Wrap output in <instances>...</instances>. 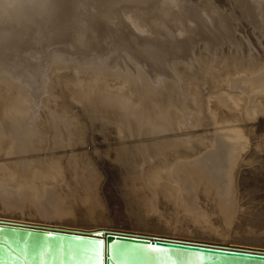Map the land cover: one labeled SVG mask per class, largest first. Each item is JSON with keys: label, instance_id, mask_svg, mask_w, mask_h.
<instances>
[{"label": "bare ground", "instance_id": "6f19581e", "mask_svg": "<svg viewBox=\"0 0 264 264\" xmlns=\"http://www.w3.org/2000/svg\"><path fill=\"white\" fill-rule=\"evenodd\" d=\"M46 1L47 0H24L17 2L16 5H14L13 7H9L5 4L4 1L0 0V55L3 56V54L6 53L9 54L10 57H12L15 60L14 61L15 65L20 68H24V73H25L23 74L24 77L22 76L20 79L13 72L14 75L17 77L16 79L17 81H16L14 80L13 77L14 75H12L13 73L10 75L8 73L9 71L5 72L6 70L5 68H3L4 70H2L1 72L2 73L1 78L8 79L9 81L12 82L11 84L13 85L8 84L6 81L5 82L0 81V220L11 221L15 223L20 222V223L39 224V225L62 227L69 229H78L84 231L87 230L97 231L98 229L96 227L83 229V228L68 226L64 224H58L60 219L62 218L65 219L71 217L72 215L73 216L75 215L71 198H68L67 195L69 193L65 192V194L63 193L64 195L61 193L63 197L67 195L66 197L68 198L67 199L64 197L65 199L62 200L61 194H60L61 197H58L59 193L56 190V184L61 181L63 175L70 176V174L68 173L69 165L66 162H63L62 165L61 157L63 156L67 157V155H70V150H71L70 148L72 147V146L70 147V144L78 145L79 142L77 140L72 141L73 136H71L70 133H72L73 128L71 129L70 132L65 133L67 127H69L70 130L71 128L70 126L71 125L75 126V125L74 124L69 125L68 123L70 121L68 122L66 120L68 123L64 121L66 127V130H64L65 127L64 126L62 127L61 124H59V122L57 121V118L54 117L58 109L57 107L60 104H58L57 106L51 105L52 104L51 102L54 101L53 104H55L57 103V101H59V100L55 101L58 94H54L56 95V97L53 96L52 94L56 90L52 92L54 89L50 88L51 85L49 87V83L52 75H49V72H47V70L49 69L51 63L54 62V59L56 58L58 62V57L59 56L61 57L62 54H64L62 55V57L64 56L63 59L66 58L65 56L68 54L67 57L68 59L70 57L73 58V56L75 57V55H77L78 52L79 54L81 53V55L79 56L83 55V57L87 56V58L88 56L91 58L99 57L97 61H99L100 57H102L104 60L107 61L109 55H111L110 56L111 59L113 54L119 51L120 54L118 52V55H120L122 59L124 57L123 61H125V63L128 64L129 62H126L125 59L127 57V56L125 57V55L127 53L130 54V52L128 51L135 50L134 53L136 52L139 54V52L137 51L142 50L143 53L145 52L147 54L148 56L147 59H151L150 62L153 61L155 65L157 66L160 65L159 68L163 67L162 69L165 70V68H167L168 65V64L166 65V63L170 62L172 54L175 57V53H177L176 55L178 57L182 58L183 56H186L184 58L188 59L190 58V54L192 53L191 50L193 48L192 47L193 42H196V40L198 39L200 41V39L203 38L205 40L206 37L210 39L216 38L215 35L216 32H218L216 30H219V28L222 27L225 28L226 26H228L229 29V25L226 24L228 18H227V14L225 15V11L221 10V7L218 6L216 0H157V1L154 0H58L60 1V4L59 5L57 4V6H59L58 8L57 6L55 7L57 10H54L53 9L54 7L53 8L51 7L53 4L50 5L51 7L50 10L53 9L54 11L52 10L51 12L54 13L51 14V12L48 11L49 8L48 9L46 8L51 15L49 13L47 14L46 11V13H41V14L39 13L37 17L38 14L37 13L36 14L37 19L35 20L34 24H32L33 23L32 21L29 22L28 16L31 13L30 14L28 13L31 10V8L33 9L36 8L38 6L37 4L46 6L45 4ZM248 1H246L247 4ZM240 2L241 0L236 3H240ZM244 2L243 4H246ZM238 5L237 7H239ZM248 6L247 7L245 6V8L249 9L250 6L249 8ZM254 6L251 7V9L255 8ZM40 8L41 7L38 6L39 9L38 12L40 11ZM42 8L41 11L44 10V8L43 9ZM247 9L243 11L244 14L246 15L248 12ZM238 10L240 9L238 8ZM242 10L244 9H241V11ZM250 11L251 10H249L248 14H250ZM246 15H243V18ZM253 18L251 17L250 19L252 20ZM261 18L262 17H259L258 21H260ZM239 20L240 19H238V21ZM251 20L247 21L248 23H250V26H251ZM254 20L257 22L256 19H253L252 22ZM33 21H34V17H33ZM10 22H13L14 24H9ZM229 22L230 21L228 19V24L232 25L231 22L230 23ZM260 22H261L260 24L258 23L259 26L256 24L253 25L254 22L252 23V25L254 27L255 26L260 27L261 30L259 28V32L263 36L264 28L262 29L260 25H262L264 22H262V20ZM11 25H15L18 28L16 29V31L19 41H17V44L15 43L17 47L14 48L13 51L10 50L11 51L10 53L9 49H11V45L9 44V41L7 39L9 33L7 34L6 30ZM224 28H222V30L227 31L226 30L227 27L226 29ZM230 28L232 29L233 27ZM231 31L228 30V32L230 33ZM227 33L226 36L227 35L230 36V34ZM222 34H219V37ZM222 36L221 37L224 38V35ZM197 37L199 38L197 39ZM213 39L211 40L213 41ZM216 39H215V43H216ZM206 40L204 42H207ZM217 40H218L217 42H219L220 44L221 42L219 41L220 39ZM208 41L210 42V40ZM120 50L123 51V53H121ZM69 52L71 53L70 57H69ZM143 53L140 54L143 55ZM121 54L123 55L121 56ZM130 56L128 60L133 64V66L137 68V70L139 71H145L142 72L144 73L145 80H147L144 82L148 83L150 87L151 86L157 87L158 84L164 85L165 82L168 83L167 78H169L168 77L169 74L167 73V71H170V68L169 70L166 69V71H163V73L162 72L158 73L154 71L152 72L151 70H149L150 68L149 65H152V63L147 64L148 67L145 65V63H143L144 59H146L145 57H143V61H142V59L139 58L138 55L133 57ZM8 58L6 57L7 60ZM113 59H115L114 56ZM166 59H169V61H167ZM1 60L3 59L1 58ZM88 61L89 60L85 61L84 63ZM99 62L97 64H99ZM4 63L7 66L5 61ZM10 64L11 63H9L8 65ZM95 64H96V60H95ZM104 64L107 65V63ZM118 65L120 66V64ZM119 66L118 68H121ZM124 71L122 70V72ZM134 72L136 73L138 71H134ZM165 73H167L168 75ZM171 73H173L175 78L180 77L178 75L179 74L178 72L174 71ZM163 74L167 75L166 76L167 78ZM223 75L225 76V74ZM229 75L230 76L228 75L225 76L224 79H222L220 76H217V78L220 77L218 78V82L219 81L226 82L224 83V85L230 88L229 92L228 89L225 90V92L221 91L222 93H220V91L218 90L219 93L218 92L216 94L214 93L215 95L210 96V98L208 97V95L210 94H207V97L209 98V99L207 98L208 99L207 104L203 103L202 100L203 96H201L202 95L201 93L203 91L202 92L199 91L197 87L193 85L192 86L186 85V87L184 86V93H185L183 95L184 98L183 97L180 98L178 96L179 97L178 99L173 100L169 97L170 101H166L163 98L164 96L163 97L159 96L158 98L155 99V101L151 102L150 104H148L149 102L146 103L141 99L143 95L142 96L138 95L134 92V90H131L132 87H130L131 88L130 89L128 88V86L124 85L122 87H118L117 90L108 87L107 82H105V80L101 78L102 76L98 78L93 77L94 80L92 79L90 81L92 77L91 76L89 77L90 78L89 82L84 81L86 83L79 85V87H73L72 85L74 84H72L70 87L73 92L77 93V96H79V98L82 99V102H84L87 107L93 110L100 111L109 117H115V120L119 123V125L124 126L121 132L124 135H127L128 138L130 139V142L132 143L129 151L130 153L136 154L138 153V151H147L150 152L152 155L153 154L158 155L160 157V160L161 158L165 157L168 154L172 156L170 157L172 160V162L170 163L171 166L165 169L163 173L160 174V180L158 183H156L157 185L155 184L154 186H155V190L157 189L158 191L162 190L161 192L164 193V194L162 193L163 194L162 197L163 196L165 197L172 196V198L175 197V200L174 198L173 200L177 202L176 203L177 208L175 207L176 213H177V209L180 208L177 206L178 201H179V205L182 204V210L185 209L183 208L184 206L185 207L187 206L186 210L183 211V213L181 214V217L183 216L181 219L183 220V222L180 220L181 222L179 221L178 223V225L182 223L180 226V228L182 229H185L189 225V224L188 225L183 224L184 221L186 223H191V224L195 221L198 223L201 221V223L204 226L205 224L207 226L206 222L208 220L205 219V214L203 213V211L196 209V204L198 202L196 201L197 197L201 196V192L204 193V191H206L205 187L209 188L210 190L207 189L208 192L206 191V193L204 194L208 193L209 195V193H212L209 196L210 199H212L211 197L213 194L215 195L216 193L215 196H217L218 193L219 197H217L218 198L217 202L221 204L222 207L221 211L223 212L224 210L226 212V213L224 212L223 215H227L228 213H232V212L233 213L231 215V218L234 216L233 215L234 212L236 215L237 203L234 197L235 195L234 180L236 179L235 170L237 169V166L245 158L249 157L252 154L251 148L253 147V145L259 144V141H257V139H254L256 135L253 134L254 137L252 138L253 135L251 136V134L253 131L252 125L254 124V122H256L257 118H260L259 126L261 125L264 126V69L262 70L261 68H258V70L254 69L250 72L243 71V72H238V74L236 75H233L232 73ZM44 77L46 78V80L44 79ZM174 77L173 80H175ZM140 78H142V76ZM51 80L54 82V84L58 83V81H54L53 78ZM179 80H178L179 82L178 87H181L182 89L183 86H181ZM62 81L60 80V82ZM171 82L173 84L174 81ZM64 83L65 81L62 82V84L65 87H67L66 85L68 83L65 84ZM54 84H52L53 88H55ZM214 84L215 81L213 85ZM165 85L164 88L166 87ZM64 86L61 87L60 90L62 88L64 89ZM219 86L217 87L219 88ZM14 87L17 90V93L18 91L20 92L19 94L16 93ZM209 87L211 88V86ZM217 87L216 90L218 89ZM29 88L31 89V91ZM33 89L36 90L35 94H37V92L38 94H40L41 91L43 93H46V91L49 89L48 91L51 92L52 94V97H50L51 96L50 95L49 98L53 99V97H55V99L49 100L50 102L48 101V99L46 100L45 97L43 99L41 98L39 99L42 100L41 103H43V109H44V105L46 104L45 105L46 108L42 112H38L40 106L38 105L39 106L38 107L37 103L40 104V101L38 99H37L38 101H36V98L32 93ZM212 89H214L213 86ZM233 89L235 91L239 90L243 93V97L245 98V101L243 97H240L241 98L240 101H242L241 103H243L244 105L241 104L238 99L241 93L238 91L240 94L237 93L238 94L237 95L235 94L236 92L235 93L233 92L234 91ZM60 90H58V92L55 93H59ZM63 92L60 91V93ZM147 94L148 92L146 93V95ZM62 95L64 96V94ZM73 96L74 95H72V97ZM66 100H69V98ZM62 101L64 102V100ZM58 103H60V101ZM68 103L70 105L69 101ZM183 103H185V105H183ZM61 104L62 106H64L63 103ZM66 107L67 106H65L64 108L66 109ZM65 109H63L64 112L66 111ZM70 115L68 113L67 116ZM56 117H58V115ZM71 117L70 119H73ZM203 117H208L214 123L213 126H211L213 128L212 134L210 135L211 137L208 136L210 139V147L208 146V148H206L207 143L203 139L204 133L201 134L199 132L200 134L197 133V135H195L196 131L193 132L195 129H198L200 127L198 126L199 125L198 122L199 121L202 122ZM241 120H244L246 122L248 126L247 130L249 129L251 130L250 133L248 131H245V129L242 130L241 128L242 126L239 125ZM241 125H243V122ZM202 126L203 123L201 127ZM63 131L65 134L63 133ZM249 137H251V139ZM205 138H206V134H205ZM63 141L64 143H66L65 144L66 149L65 147L63 148L64 145L61 144L62 148L65 150L64 153L63 151L59 152L58 148H55L57 146H60V143H62ZM202 141L204 142L202 143ZM75 145L73 146L72 154L80 153L79 152L80 148L77 151L75 149L77 145L76 146ZM126 147L127 145H119L118 148L120 150L119 149L118 150L125 151ZM45 154L46 156L48 155L50 156L46 157ZM42 155L47 159L45 158H44L45 160L41 159ZM68 162L70 163V160H68ZM43 168L44 170L45 169L52 170V173L49 174L52 175V180L50 178L48 179V183H47V179H46V183L44 181L40 183L38 182L36 183L35 180L39 177L41 178L46 176L49 177V175L46 174L47 172L45 173L43 171ZM166 183L167 184L171 183V185L170 184L167 185ZM159 184L160 186L163 185L162 188L164 189H166L164 185L165 184L167 185L168 188L165 190V192L167 191L166 193L162 188H160V186H158ZM199 186L202 187L204 186L203 188L204 190L202 189L203 191L201 190L200 192ZM216 190L217 192H215ZM161 192H159V194ZM170 192L171 194L173 192L174 195H170ZM198 194L200 196H198ZM204 194H202L201 196L202 199L205 197V196L203 197ZM214 195L213 198L215 197ZM209 197L207 199V202L209 200ZM44 198L48 199L46 203L48 202L47 204L49 206L46 205V203L44 202ZM172 198L168 197L167 199L164 200L171 199L169 200V202L171 201L172 202L171 205H175L173 204L175 202L172 201ZM161 201H163V199ZM209 202L214 204V202H211V200H209ZM220 204L219 205L214 204V206L218 207L220 206ZM22 205L28 207H25V210H23ZM217 207L216 209L219 210L221 209ZM29 208L34 209L38 214H40L46 223L18 220V218L20 219L19 212L21 211V209L23 211H26L27 209L29 210ZM66 208H68V210ZM63 209L64 212L65 210H67L66 214L64 212L62 213ZM219 210L216 211L218 212ZM221 211H220V215L222 214ZM15 214L18 217L14 218ZM38 214L36 215L35 213V215L39 217L40 215ZM32 215L33 214H31V217H33ZM62 215L63 217H61ZM178 216H177L178 218H181L179 214ZM234 218L235 217H233V219ZM43 220L41 221L44 222ZM230 220L227 222V224L231 222ZM198 223H195V226ZM201 225L199 223L197 227H200ZM106 227L116 228V227H108V226H102L100 228H106ZM202 228L207 232L210 233L214 232L213 224ZM210 228L213 230H211ZM136 232L141 234L142 233L149 234L142 231H136ZM151 235H155V234H151ZM183 240H188V239H183ZM226 246H230V245H226ZM247 249H255V248H247ZM257 250H264V249H257Z\"/></svg>", "mask_w": 264, "mask_h": 264}, {"label": "rangeland", "instance_id": "374dc122", "mask_svg": "<svg viewBox=\"0 0 264 264\" xmlns=\"http://www.w3.org/2000/svg\"><path fill=\"white\" fill-rule=\"evenodd\" d=\"M2 1H4L7 6L13 7L14 5H16L17 2L24 1V0H2ZM154 1H157V0H154ZM231 1H233V2H231ZM239 1L240 0H238V1L237 0L236 1L235 0H216L218 6L221 7V10L225 11V15L227 14V18L229 19V21L232 24V25L228 24V19H227L226 24L229 25V29H228V26L225 25L227 27V29H226V27L225 28L222 27V28L226 29L227 31L222 30V28H219V30H216L218 32L215 31L216 35H218V36L215 35V37L216 38L218 37L217 39H220L219 40V41H221L220 44H219V42H217L218 40L216 38H214V39L211 38V39H213V41H212L210 38L206 37V39L210 40V42L206 39L205 40L207 42H204L205 41L204 38L200 39V41H202V42H200L198 39L199 37H197L198 40H196V42H193V44H192L193 45L192 47L194 48V49L192 48L193 51L191 50L192 53L190 54V52H189L190 58H188V56H187L188 59L184 58L186 56H183V57L181 56L182 58H180L176 55L177 53H175V57H174L172 54V57L170 56L171 59L170 58L169 59H170V62L173 64H171L170 62H167L166 65L167 64L168 65H167V68H165V70L162 69L163 67L159 68L160 65L159 66L155 65V63L153 61L150 62L151 59H147L148 58L147 54L145 52H144L145 53L144 54L142 52V50H140V51L136 50V51L139 52V54L143 53L144 56L142 54H140V56H139V54L136 52H135L136 53L135 54L134 53L135 50L134 51L133 50L128 51V52H130V54L127 53L125 55V57L127 56L125 59H126V62H129L128 64H126L125 61H123L124 57L122 59L120 57V55H118L119 51H117L115 53L113 52L116 55L111 53V54H113L115 59H113V56L110 59L111 55H109V56L107 55L108 56V58H107L108 62L106 60H104L102 57H100V60H99L100 62H99V61H97V59H99V57L95 58V57H93V55H92V57L95 59H93L89 56H88L89 59L87 58V56L86 57L85 56L83 57V55L79 56V55H81V53L79 54V52L77 55H75L76 58L74 56H73V58L70 57V55H71L70 52H69L70 58H68V59H67L68 54L65 56L66 58H64V59H63L64 56L62 57V55H64V54H62L61 57L59 56L60 58L58 57V62H60L61 65H60V63L57 62V58L54 59V62L51 63L47 72H49V75H52L51 79L53 78V80L58 81V83L55 82L56 84H54V82L50 79L49 87L51 85L50 88L54 89L52 92H54L55 90H56L55 92H58V90H60V88L64 86L62 84V82L65 81V83H68L66 85L67 87L64 86L65 90L63 88L60 90L61 92L64 91L63 93H60V91H59V93L61 95L59 93H55V92L52 93L53 96H55V97H56V95H54V94H58L57 95L58 99L57 98L55 99V97H53V99H55V101H57V100L60 101V103H58L59 101H57V103H55V104H53L54 101L51 102L52 103L51 105L57 106L58 104H60L57 107L58 109H57L56 115H54V117L57 118V121L59 122V124H61L62 127L63 126L65 127L64 121H66V120L68 122L70 121L69 123L66 121L69 125H71V124L75 125V126L71 125L70 130H69V127H67L68 131L66 130V127H65V129L64 128L63 129L67 131V132L65 131V133H68L73 128L72 133H70V135L73 136L72 141L77 140L79 142L78 145H80V146H78L76 144L77 147H75V149L77 151L79 150V148H80V150L82 149L81 151L79 150L80 153L72 154L73 153L72 152L73 146L75 144H72V145L70 144V147L72 146L70 148L71 149L70 155H67V157H64V156L61 157L62 165H63V162H66L69 165L68 166V170H69L68 173L70 174V176L63 175L61 178V181L56 184V190L59 193L58 197L62 196L61 197L62 200L67 198L66 197L67 195H68V198H71V202H72V205L74 208V212H75L74 214L75 215L74 216L72 215L71 217H68L65 219L64 218L60 219L59 223L57 222L58 224H64V225L83 228V229L94 228V227L100 228L102 226H108V227H116L115 229H121V230H126V231H131V230L133 232L142 231L145 233L155 234V235H159V236H167V237H174V238H180V239L203 241V242L222 244V245H230V246H240V247H245V248L264 249V126L263 125L259 126L260 118H257L256 122H254V124L252 125L253 131L251 134V136L253 134L256 135L255 137L253 135L252 138L254 137V139H257V141H259V144L253 145V147L251 148L252 154L249 157L245 158L237 166V169H236L237 171L235 170V178H236L235 180L236 181L234 180V194H235L234 197H235L236 203H237L236 215H235V212L233 214L234 215L233 217H235V218L234 219H233V217L231 218V215L233 212L228 213L230 215V217L228 214L223 215V213L225 211L224 210H223V212L221 211L222 210L221 204L219 202H217V200H218L217 197H219L218 193H217V196H215L216 193H215V195L213 194L215 197L213 198V195H212V197H211L212 199H210L209 196L212 193H209V195H208V193L204 194V193H206V191L208 192V190H210V189L205 187L206 191H204V193H203V192H201V190L204 188V186L203 187L199 186L200 187L199 191L201 192V196H202V194H204L203 197L205 196L204 198L206 199V201L204 198L202 199V197L199 195L200 194L199 193L198 196H200L201 198L197 197L196 201H198V202L196 204V209L203 211V213L205 214V219L208 220L206 222L207 226L213 224L214 232H212V233H214V234H212L210 232L205 231L202 228V227H207V226H206V224L204 226L201 223V221L199 223H200V225L201 224L203 225V226L201 225L202 227L201 226L197 227L199 225V223L196 221L192 223L194 225H192L191 223H186L184 221L183 224H187V225L189 224V225L185 229L180 228L182 223H180L179 225H178V223L182 219L183 216L181 217V214L183 213V211L186 210L187 206L186 207L184 206L183 208H185V209L182 210V204L179 205V201H178L177 206L181 208V209L180 208L177 209V213L179 210L178 214L181 217V218H178L179 216L176 213V208H177L176 203L177 202L174 201L175 197H173L174 200H173L172 196H166V197L163 196L164 197L163 198L162 195L164 193L161 192L162 190L161 191H158V189L155 190L154 185L159 182L160 174L163 173V171L165 169H167L171 166L170 163L172 162V160L170 157H172V156L168 154L165 157L161 158V160H160V157L158 155H156V154L152 155L150 152H147V151H138V153H136V154L130 153L129 151H130V147H131L132 143L130 142V139L128 138V136L124 135L121 132V130L124 128V126L119 125V123L115 120V117H109L100 111L93 110V109H90L89 107H87L85 105V103L82 102V99H80L79 96H77V93L73 92L72 89L70 88L72 84H74V85H72L73 87H79V85L84 84L86 82H89V79H90L89 77H91V76L92 77H91L90 81L92 79L94 80L93 77L98 78V77L102 76L101 78H103L105 80V82H107L108 87H110L112 89H116V90L118 87H122L124 85L128 86V88L132 87V89L130 88L131 90H134V92L138 95H141V96L143 95V97L141 99L143 101H145L146 103L149 102L148 104H150L151 102L155 101V99L158 98L159 96H161V97L164 96L163 98L166 101H170V98L173 100H176L179 97L184 98V96H183L185 94L184 93V86L186 87V85L187 86L193 85V86L197 87V89L199 91H201V92L203 91L202 93L200 92L202 94L201 96H203L202 100H203V103L207 104L210 96L215 95L217 92L219 93V91H220V93H222L223 91L225 92V90H227V89L229 92L230 88L228 86L224 85V83H226V82L225 81L224 82H220V81L218 82V78L221 77L222 79H224L225 76H227V75L230 76L229 74H231V73L233 75H236V74H238V72H243V71L250 72L254 69L258 70V68H261L262 70L264 69V33L262 36L261 33L259 32L260 27H257V26L254 27L253 26L255 24L259 26V24L261 23L260 22L261 20H262V22H264V0H261V1L260 0H251L252 6L250 3V0L249 1L246 0V1H248V4L246 3L245 0H241L240 3H236ZM243 2L246 4H243ZM32 3H34V2H32ZM249 3H250V5H249ZM45 4H46V6L44 5L45 7L41 4H37L39 7H41V8L43 7L45 12H44V10L41 11V8H40V11L38 12L39 9H38L37 5H36L37 6L36 8H34V9L31 8V10L32 9L33 10L32 11L30 10L28 13V14L31 13L28 16L29 22L32 21L33 22L32 24H34L35 20L37 19L36 14L38 13L37 14V17H38L39 13L40 14L46 13L48 8H49L48 11H50V12L53 9L57 10L55 7L57 6V4L58 5L60 4V1L57 0V2H56V0H53V1L47 0ZM51 4H53L51 7L52 8L54 7L52 10H50ZM48 5H49V7H48ZM237 5L239 7H237ZM248 5L250 6V8ZM245 6L246 7L248 6L249 9L245 8ZM253 6L255 8L251 9V7H253ZM258 6H260V7H258ZM58 7L59 6H57V8ZM238 8L240 10H238ZM241 9H244V10L241 11ZM246 9L248 10V12H249V10H251L252 12L254 11V12L252 13L250 11V14H248V12L246 11L247 12V15H246L243 12ZM48 11H47V14L49 13ZM226 11H228L229 13ZM52 13H54V12H51V14ZM243 15H246L247 17L244 16V18H245L244 19ZM250 16L252 18L254 16L253 19L257 20V22L255 20L253 21L254 22L253 25H252L253 19L251 20ZM33 17H34V21H33ZM259 17H262L263 19L261 18L260 21H258ZM238 19H240V20L238 21ZM248 20L249 21L251 20V26H250V23L247 22ZM9 24H14V23L10 22ZM263 24L260 25L262 27V29L264 28ZM14 26L15 25H11L6 30L7 31L6 33L7 34L9 33L7 36L8 37L7 39L9 41V44L11 45V49H9L10 53H11V51L14 50V48L17 47L16 44H17V41H19L17 31H16V29H18V28L16 26L15 27ZM230 27H233V28L231 29ZM253 28H254V30H253ZM228 30H230V31L232 30L231 31L232 36H231V33L228 32ZM260 30H261V28H260ZM18 32H19V30H18ZM222 33H224V34H222ZM226 33L230 34L232 39L229 35L226 36ZM219 34L224 35V38H222L223 37L222 35H221L222 37L221 36L219 37ZM10 37H11V39H10ZM215 39H216V43H218V44L215 43ZM197 42H199V43H197ZM196 44H198V45H196ZM131 51H132V53H131ZM121 53H123V51H121ZM119 54H120V52H119ZM189 54H187V55H189ZM4 55L7 58L9 57L10 59L8 58V60H7ZM122 55L123 54H121V56ZM128 55L129 56L132 55L130 57L138 55V57L141 58L142 61H143V57H145L146 59H144L143 63H145V65L147 67H148L147 64L152 63L153 66L149 65V67H150L149 70H151L152 72L154 71V72H158V73H160V72L163 73V71H166V69L169 70V68H170V71H167V73L169 74V76H168L169 78L166 77L168 75L167 73H165L167 75L163 74L167 78V82H168V83L165 82V84H167V85L164 84L166 87L164 88V85H162V84H158L157 87H153V86L150 87L148 85V83L144 82V81H147V80H145L144 73H142L145 71L137 70V68H135L133 66V64L128 60V58H129ZM178 55H179V53H178ZM0 56L3 59V60H1V58H0V60H1L0 66L1 65L3 66V67L1 66V68H0V81H4V82L6 81L8 84L12 83L11 81L6 79L5 77H3V78H5L6 80L1 78V74H2L1 72H2V70H4L3 68H5L7 70V71L5 70V72L9 71L8 73L10 75L14 72L15 75L21 79L23 74H25L24 68H20V67L16 66L14 63L15 60L12 57H10V55L7 53L3 54V56L2 55H0ZM90 58H91V60H90ZM83 59H85V60H83ZM101 59H103L104 61ZM116 59H117V61H116ZM169 59H166V60L169 61ZM87 60H89V61L84 63ZM95 60H96V64H95ZM119 60H121V61H119ZM4 61L6 62L7 66L5 65ZM90 61H92L93 63ZM110 61H111V63H110ZM98 62H99V64H97ZM118 62H120V63H118ZM146 62H148V63H146ZM9 63H11V64L8 65ZM55 63H56V65H55ZM104 63H107V65L109 63V65L107 66ZM58 64H59V67H58ZM118 64H120V66ZM118 66L121 68H118ZM52 68H54V69H52ZM117 68L120 70H118ZM133 68H135V69H133ZM11 69H12V71H11ZM104 69H106V70H104ZM130 69H133V70H130ZM172 69H174V70H172ZM122 70L123 71L125 70V71L122 72ZM149 70H148V72H149ZM134 71H138V72L135 73ZM174 71L179 73L178 75L180 76L179 77L180 80L178 77L175 78L173 73H171ZM18 72H20V73H18ZM21 72H23V73H21ZM228 72H231V73H228ZM14 73L12 75H14ZM99 73L102 75H100ZM139 73H141V74H139ZM234 73H236V74H234ZM223 74H225V76ZM15 75L13 76L14 80L17 79V77ZM57 75L59 76V78ZM98 75H100V76H98ZM184 75H185V77H184ZM72 76H74V77H72ZM141 76H142V78H140ZM217 76H220V77L217 78ZM63 77H65V78H63ZM173 77L175 78V80H173ZM215 77H216V80H215ZM54 78H56V79H54ZM22 79H24V78H22ZM44 79L46 80L45 77H44ZM222 79H221V81H222ZM60 80L61 81L64 80V81L60 82ZM66 80H67V82H66ZM104 80H103V82H104ZM178 80L180 81L181 86H183L182 87L183 90L181 89V87H178L179 86ZM212 80H213V82H212ZM84 81H86V82H84ZM171 81H174L176 84L174 82L172 84ZM214 81H215V84L213 85ZM51 82H53V83H51ZM59 82H60V85H59ZM52 84H54L55 88H53ZM169 84H171V85H169ZM219 84H220V86H219ZM11 85H13V84H11ZM57 85H58L59 89L57 88ZM68 86H69V88H68ZM209 86H211V88ZM212 86L214 89H212ZM217 86H219V88ZM216 87L218 88L217 90H216ZM14 89H15V87H14ZM146 89H148V90H146ZM34 90L35 89H33L32 93L35 96L36 101H38L40 98L43 99L44 97L46 100L48 99V101L52 99V98H49L50 95H51L50 97H52L51 92L48 91L49 89L47 90L48 92L46 91V93H43L41 91L40 94H38V92H37L38 95L35 94L36 90L35 91ZM214 90H215V92H214ZM30 91H31V89H30ZM50 91H51V89H50ZM238 91L234 90L233 92L234 93L236 92L235 94H237V93L242 94V95L240 94L239 98H238L240 101L241 100L240 97H243V93L241 91H239L240 92L239 93ZM147 92H148V94L146 95ZM155 92H156V95H155ZM16 93H17V90H16ZM19 93L20 92L18 91L17 94H19ZM70 93L74 96L72 97V95ZM62 94H64V96ZM151 94H154V95H151ZM207 94H210V95H208L209 98L207 97ZM144 95H146V96H144ZM148 95H150V96H148ZM61 96H63V97H61ZM46 97H48V98H46ZM74 97H75V99H74ZM144 97H145V100H144ZM68 98H69V100H66ZM71 99H73V100H71ZM151 99H152V101H151ZM243 99L245 101L244 97H243ZM62 100H64V102ZM39 101H40V104L37 103V106L38 105L40 106L38 112H42L46 108V106H45L46 104L44 103L45 105H44V109H43V103H41L42 100H39ZM68 101L70 102V105H69ZM75 102H77V103H75ZM241 102L242 101H240V103ZM61 103H63L64 106H62ZM241 104H243V103H241ZM183 105H185V103H183ZM65 106H67L66 109L64 108ZM67 108L69 110L71 109L70 110L71 112ZM63 109H65L66 111L64 112ZM67 112L69 113V115L70 114L71 115L67 116L68 115ZM72 114L75 118L72 116ZM57 115L60 118L56 117ZM61 117H62V120H61ZM70 117L73 119H70ZM63 118H64V120H63ZM252 121H251V123H252ZM242 122H243V125H245V126L241 125ZM202 123H203V126L201 127ZM198 124H199L198 126H200V127L198 129H195L193 132L196 131L195 135H197V133L198 134L204 133L203 139L207 143L206 148H208V146L210 147L209 137H211L210 135L212 134V131H213V128L211 126H213L214 123L208 117H203L202 122L199 121ZM239 125L242 126L241 127L242 130L245 129V131H248L249 133L251 132L250 129L247 130L248 126L244 120H241ZM196 128H197V126H196ZM63 133H64V131H63ZM205 134H206L207 139L205 138ZM249 138L251 139V137H249ZM127 142L128 143L130 142V143L128 144ZM203 142L204 141H202V143ZM61 144H63L64 145L63 148L65 147V149H66V145H65L66 143H64V141L62 143H60V146H57L55 148H58L59 152L63 151V153H64L65 150L62 148ZM117 145H118V147H119V145H127V147H126L125 151H119L120 149L117 147ZM202 146H205V145H202ZM45 156H46V154H45ZM49 156L50 155H48L46 157H49ZM41 157H42L41 159L45 158V157H43V155ZM45 159H47V158H45ZM68 160H70V163L68 162ZM166 161H169V162H166ZM43 171L45 173L47 172L46 173L47 175L52 173L51 169H49V170L45 169L44 170V168H43ZM40 178L41 177L37 178L35 180V182L40 183V182L44 181L46 183V179H47V183H48V179L51 178V180H52V175H49V177L46 176V177H42L41 179ZM37 180H39V181H37ZM51 180H49V181H51ZM171 183H173V182H171ZM171 183H168V184L171 185ZM166 184L164 185V187L167 189L168 184L167 185ZM158 186H160V184ZM162 186L163 185H161L160 188H162ZM162 189L165 192L166 189H164V188H162ZM65 192L69 193V194L65 195L64 196L65 198H64L63 195L65 194ZM159 192H161V193L159 194ZM215 192H217V190ZM61 193L62 194L64 193V194L62 195ZM60 194H61V196H60ZM159 195L162 197L163 201H161L162 199ZM167 195H169V194H167ZM170 195H174L173 192H172V194L170 192ZM206 195H207V198H206ZM168 197L172 198V201L175 202L173 204H175V205H171L172 202L171 201H170L171 203L169 202V200H171V199L164 200V199H167ZM208 197H209V200H211V202H214L216 200L214 202V204H216V205L220 204V206H218V207L221 209L220 210L216 209L217 206L215 207L213 203L209 202V200L207 202ZM198 198L200 199V201ZM46 201H48V199L44 198L45 203H46ZM165 201H168L169 203L165 202ZM227 202H230V201H227ZM47 203H46V205H48ZM184 205H186V204H184ZM22 206H23V208H22ZM22 206H21V208L23 210H25V207H28V206H24V205H22ZM212 206H214L215 208ZM18 209H20V208H18ZM22 209L19 212L20 219L18 218V220H26V221H34V222L36 221L38 223H46L43 220L42 216L40 214H38L34 209L29 208L30 211L28 209L26 210L28 212L23 211ZM66 209L68 210V208H66ZM214 209L219 210V211L217 212ZM67 210H65V212H64V209H63L62 213L64 212L66 214ZM220 211L222 213L221 215H220ZM35 213H36V215L37 214L40 215L39 216L40 218L38 216H36ZM31 214H33L32 215L33 217H31ZM175 214H177V215H175ZM27 215H29V216H27ZM14 216H15L14 218L18 217V216H16V214ZM223 216H225V217H223ZM22 217L23 218L25 217L27 219H25V218L23 219ZM61 217H63V215ZM14 218H12V219H14ZM33 218H35V219H33ZM228 218H229V220L231 219L230 221L232 223L229 222L231 224H229V223L227 224V222L229 221ZM232 219H233V221H232ZM41 220H43L44 222H42ZM61 220H63V221H61ZM181 221L183 222V220H181ZM195 223H198V224H196V226H195ZM213 229H211V230H213Z\"/></svg>", "mask_w": 264, "mask_h": 264}, {"label": "water", "instance_id": "95a60500", "mask_svg": "<svg viewBox=\"0 0 264 264\" xmlns=\"http://www.w3.org/2000/svg\"><path fill=\"white\" fill-rule=\"evenodd\" d=\"M97 229L0 220V264H264V250Z\"/></svg>", "mask_w": 264, "mask_h": 264}]
</instances>
